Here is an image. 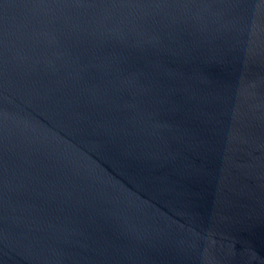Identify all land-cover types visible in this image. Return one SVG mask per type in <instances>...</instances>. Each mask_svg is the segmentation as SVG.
<instances>
[{
  "label": "water",
  "instance_id": "95a60500",
  "mask_svg": "<svg viewBox=\"0 0 264 264\" xmlns=\"http://www.w3.org/2000/svg\"><path fill=\"white\" fill-rule=\"evenodd\" d=\"M0 264H264V0H0Z\"/></svg>",
  "mask_w": 264,
  "mask_h": 264
}]
</instances>
